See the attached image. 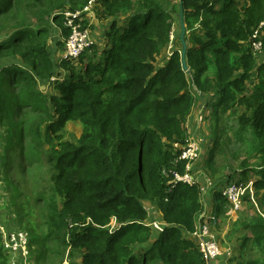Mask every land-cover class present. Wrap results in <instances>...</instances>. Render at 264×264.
Instances as JSON below:
<instances>
[{
  "label": "trees",
  "instance_id": "obj_1",
  "mask_svg": "<svg viewBox=\"0 0 264 264\" xmlns=\"http://www.w3.org/2000/svg\"><path fill=\"white\" fill-rule=\"evenodd\" d=\"M88 1L0 0V35H5L0 59L22 62L0 68L12 89L0 91V126L11 125L12 105L21 112L41 104L45 142H62L58 132L68 122L82 129L76 144L65 141L61 150L51 145L47 154L55 172H50L52 195L39 201L46 202V238L67 252L66 264H207L191 236L205 208L196 180L200 175L216 180L229 168L225 126L219 127L229 112L241 110L239 140L247 130L252 133L253 147L245 157L260 159L255 167L239 163L238 176L252 181L254 200L264 201V62L257 64L251 47L259 30L264 51V0H97L101 17L110 19L108 43L93 44L78 59L54 66L48 47L52 28L67 38L62 12L82 10ZM179 6L188 73L181 65L180 28L178 47L171 46L163 67L154 66L173 43ZM255 76L257 84L250 88ZM41 83L52 85L49 98ZM199 103L198 124L208 122L207 146L187 170L180 149L188 143L184 124ZM10 132L7 128L3 135L6 148ZM186 173L192 184L175 179ZM232 182L230 175L212 183L215 218L225 214L227 203L217 189ZM145 204L158 212L160 231L149 225ZM112 220L121 224L113 231ZM256 222L242 224L249 234L236 239L239 253L229 248L232 255L219 257L221 263L264 264V221ZM0 264H7L2 248Z\"/></svg>",
  "mask_w": 264,
  "mask_h": 264
},
{
  "label": "rangeland",
  "instance_id": "obj_2",
  "mask_svg": "<svg viewBox=\"0 0 264 264\" xmlns=\"http://www.w3.org/2000/svg\"><path fill=\"white\" fill-rule=\"evenodd\" d=\"M177 2L179 3V0H177ZM94 4L90 9V12L85 14V22L83 26L81 25V29L87 28L90 32L93 44L101 47L108 43L104 38V35L109 28L110 20H105L101 17L103 9L100 7L99 3H97V0ZM181 10L182 9L179 6V14ZM179 14L178 18H176L178 21H180ZM68 28L67 30L69 31ZM178 28H180V23L174 22L173 31L170 35V43H173L163 54L156 57L154 66L157 68L164 66V63L169 56L168 54L171 50V46L174 45V47H178V41L176 40V36L179 33ZM262 33L264 36V31ZM93 35H95V37ZM68 36L69 37L67 38H61L62 41H64L63 49L64 43L72 36L71 28ZM4 39L5 35H0V41ZM50 39L51 36L48 40V46H56V42L51 43ZM62 41L59 42L62 43ZM261 53L264 54L262 49L260 51V54ZM52 56L54 63L56 57L53 54ZM61 60H65L64 52ZM66 60L70 59L66 58ZM21 63L20 59H0V68L11 64L20 65ZM55 65L56 64L54 63V66ZM78 65L79 64H77V66ZM59 73L61 74V77L66 75L64 70H60ZM57 77L58 76L52 78L51 82L56 81ZM4 82L5 79L0 74V91L6 90L11 93L12 89L10 85H7ZM255 84H257L256 76L249 87L251 88ZM39 88L47 98L50 97V94L54 93V89L49 83H41L39 84ZM38 109H41V104H39V106L36 105L34 110L24 109L21 112L12 105L10 109L12 117V120L10 121L11 125L0 126V248H2V254L6 257L7 264H66L67 262V252L63 254V250L60 249L56 242L47 240L46 238L48 232L45 226L44 217L46 213V202L40 204L39 201H46V199L52 195V192H50L52 188L50 187V172H55V169L46 162L47 154L49 153L48 151L50 150L51 145H54L61 150L62 145L60 144L65 141L76 144L81 137L82 129L78 123L68 122L65 124L63 130L58 132V134L62 136V142L53 139V144H49L44 140L45 125L44 123H40L45 117V114L42 110ZM199 110L200 103L197 104L192 114L187 118L184 126L188 134V143L180 148L184 154L187 150H192L193 157L190 159L193 160L191 162H195V158L198 157V155H201L202 152H204V148L207 146L205 135L208 122L206 126H200L198 124V116L201 115L203 109L201 111ZM240 112V109H238L237 113L229 112L226 116L227 119H225L224 122L219 123V127H223V125L225 126V137H227L228 150L226 152L225 160L229 168L225 170V172L228 173L221 172L218 174V179H211L209 182L204 179V176L200 175L197 178V181L201 186L204 197L210 193L214 195L215 193L212 189L213 185L216 182L220 183L222 179H225L230 175L232 176V181H234L232 183L243 185L245 180L242 181L241 177L238 176L239 163L246 161L248 165L253 167L260 163L259 157L255 154L249 156V158L245 157L253 147L251 131L247 130L244 132L242 134L243 139L241 140L238 139V134H235L239 128L237 117ZM210 114L211 113L208 111L207 116L209 115L210 117ZM7 128L12 132V139L11 144L6 148L3 135ZM30 129L41 132V136L36 138L34 133L30 132ZM197 131H201L203 134L197 136ZM246 158L247 160H245ZM216 165L219 169L223 168L224 161L222 155L217 157ZM197 167L200 166L197 165ZM197 175L194 176L196 177ZM255 176L256 175H253V173H250L249 180H254ZM222 189L223 187L220 186L217 191L221 192ZM247 193L248 192H246V195L242 198L241 208L237 211L232 209L228 201H226V205L223 203V207L226 209H224L225 214H221L220 217H217V223L211 227V232L215 235L216 242L221 250L228 251L229 248L232 250V248L237 249V247H239L237 244L240 242H237L236 239L239 237H246V235L249 234L242 227L243 223L254 224L257 223L256 221H264V201L262 203L258 202L256 197L253 201L247 198ZM55 200L59 203L62 202L58 196ZM145 206L147 209L149 208L150 220H148V222L152 223L155 227L160 216L158 215V212H156V209H152V205L145 204ZM207 208L212 214H214L213 212H218L217 210L214 211L210 205H207ZM201 222L203 223L204 219L201 220ZM120 226L121 224L112 220L109 228L113 231ZM156 230L160 231V228H156ZM19 234H22L23 236ZM155 235L157 234L155 233ZM20 241L23 242L21 245H19ZM195 245L196 248H198L196 242ZM239 251L240 250L238 249L235 250L237 254ZM23 252L25 254L22 255ZM198 252L200 253L199 250ZM252 252L254 253V251ZM227 255L231 256L232 252H228ZM255 256L259 257L260 253L255 254Z\"/></svg>",
  "mask_w": 264,
  "mask_h": 264
},
{
  "label": "built area",
  "instance_id": "obj_3",
  "mask_svg": "<svg viewBox=\"0 0 264 264\" xmlns=\"http://www.w3.org/2000/svg\"><path fill=\"white\" fill-rule=\"evenodd\" d=\"M94 3H96V0H89L87 5L82 10L74 11V12L66 10L62 12L64 26L66 28L69 27L68 28L69 31L70 28L72 30V36L67 42L64 43V49H63L64 59L66 58H69L71 60L78 59L83 52H85L87 49H89V47L93 45V40L91 39L89 30L87 28L81 29V25L82 26L84 25L85 14L90 12V9L92 8ZM260 33L261 32L257 30L253 33L251 37L253 54L256 55L257 58L259 57L260 51L262 49V42L259 40L261 35ZM183 154L184 153H182L181 155V159H184L188 162L187 164V170H188L191 166L190 162L193 160L190 159L193 157V152L192 150L189 149L185 152L184 155ZM174 176L177 181L186 184H192L194 182L193 178L189 176L187 173L183 176H179L177 174H175ZM246 192H248L247 196L254 201V189H253L252 181H248L243 185H239L236 183L227 184L223 186L221 195L223 196V198L226 199V201H228L232 209L234 211H237L241 208L242 198L246 195ZM200 219L201 220L204 219V222L202 223ZM197 223L198 225H196V229L194 233L191 234V236L193 240L198 244V250L200 251L201 256L204 258L205 262L207 264H212L216 262L219 257H221L224 254H227L229 250L228 251L221 250L218 247L215 235L212 234L211 232V227H213L217 223L215 214L202 213ZM19 235L23 236L22 234ZM22 243L23 242L20 241L19 245H21ZM23 254L25 253L23 252L22 255ZM220 264H227V263L224 262Z\"/></svg>",
  "mask_w": 264,
  "mask_h": 264
},
{
  "label": "crops",
  "instance_id": "obj_4",
  "mask_svg": "<svg viewBox=\"0 0 264 264\" xmlns=\"http://www.w3.org/2000/svg\"><path fill=\"white\" fill-rule=\"evenodd\" d=\"M108 20H110V19H108ZM93 36L95 37V35H93ZM61 38H62V36H61L60 30L57 27H53L52 28V32H51L50 42L51 43H54V42L57 43L59 41H62ZM104 38H105V35H104ZM104 45H102L101 47H103ZM48 47H49V51L51 52V57L53 58L52 54L55 55V57H56L54 63L55 64L58 63L61 60V57L63 56V41H62V45L60 47L55 46V45L54 46L53 45H51V46L49 45ZM256 61H257V64L258 65L261 64V63H263L264 62V54L261 53L259 55V57L256 59ZM212 201H213L212 193L207 194V196L205 195V197L203 198V202H204V206H205L203 213H207V214L212 213L211 211L209 212L208 211L209 209L207 208V205H210V207L213 208V205H212L213 202ZM213 213H215V212H213ZM149 224L154 227V225L152 223H149ZM155 227L156 228H160V229H161V227H163V223L161 222V220H157V224H156ZM220 261L221 260L219 258L216 262H214L212 264H220L221 263Z\"/></svg>",
  "mask_w": 264,
  "mask_h": 264
},
{
  "label": "water",
  "instance_id": "obj_5",
  "mask_svg": "<svg viewBox=\"0 0 264 264\" xmlns=\"http://www.w3.org/2000/svg\"><path fill=\"white\" fill-rule=\"evenodd\" d=\"M179 2L181 3V0H179ZM179 18H180V36H179V39H180V43L182 45V50H181V65H182V70L186 73L189 72L188 68H187V65H186V61H185V51H186V43L184 41V36H185V25L182 21V10L180 11V14H179Z\"/></svg>",
  "mask_w": 264,
  "mask_h": 264
},
{
  "label": "clouds",
  "instance_id": "obj_6",
  "mask_svg": "<svg viewBox=\"0 0 264 264\" xmlns=\"http://www.w3.org/2000/svg\"><path fill=\"white\" fill-rule=\"evenodd\" d=\"M197 181V180H196Z\"/></svg>",
  "mask_w": 264,
  "mask_h": 264
}]
</instances>
